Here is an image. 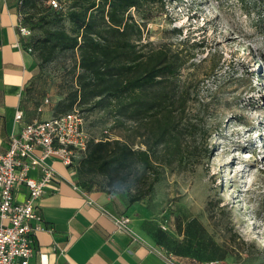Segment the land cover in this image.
Returning a JSON list of instances; mask_svg holds the SVG:
<instances>
[{"label": "rangeland", "instance_id": "374dc122", "mask_svg": "<svg viewBox=\"0 0 264 264\" xmlns=\"http://www.w3.org/2000/svg\"><path fill=\"white\" fill-rule=\"evenodd\" d=\"M60 1L65 12L69 1ZM163 3L155 17L145 21L143 41L188 47L193 57L180 76L191 86V110L200 118L195 143L206 149L197 162L166 168L152 192L139 202L172 234L180 233L188 219L204 220L205 236L221 242L228 264H264V0ZM38 6V12L21 11L20 22L29 36L41 35L33 27L42 16L50 27L69 29L66 17L58 21V13L40 0ZM131 12L139 19L134 9ZM193 41L198 44L190 48ZM32 52L29 96L49 100L64 96L77 58L62 52L43 62L36 50ZM76 108L84 111L91 136L140 145L138 137L114 126L102 109ZM82 179L91 186L105 184L100 176Z\"/></svg>", "mask_w": 264, "mask_h": 264}, {"label": "trees", "instance_id": "16d2710c", "mask_svg": "<svg viewBox=\"0 0 264 264\" xmlns=\"http://www.w3.org/2000/svg\"><path fill=\"white\" fill-rule=\"evenodd\" d=\"M40 1L58 13V21L66 17L69 29L59 24L50 27L44 16L38 18L33 28L38 27L41 35L30 36L31 49L43 62L62 52L77 58L53 115L76 106L98 107L114 126L140 139L138 146L108 136L91 140L74 165L76 184L87 191L125 193L128 203H134L152 192L166 168L197 162L205 155L206 148L195 143L200 118L191 110L193 92L180 76L193 56L185 44L172 47L143 41L145 21L155 17L163 0H68L65 12ZM20 6L21 11L40 9L38 0H20ZM197 44L193 41L190 48ZM83 176H100L105 184L91 186Z\"/></svg>", "mask_w": 264, "mask_h": 264}, {"label": "crops", "instance_id": "0c3cea01", "mask_svg": "<svg viewBox=\"0 0 264 264\" xmlns=\"http://www.w3.org/2000/svg\"><path fill=\"white\" fill-rule=\"evenodd\" d=\"M20 13V0H0V151L6 149L11 131L35 118L52 116L62 98L57 95L44 103L46 97L33 99L27 93L35 57L30 33L19 29ZM17 109L23 112L19 122L14 118ZM47 162L60 183L56 190L46 189L38 200L45 229L34 232L28 264H205L225 259L221 242L205 236L204 220L188 219L180 233L172 234L141 202L128 203L121 192L87 191L60 160ZM30 175L36 176V170ZM17 190V198L23 199L26 188L20 185ZM125 216L127 227H118L116 220Z\"/></svg>", "mask_w": 264, "mask_h": 264}, {"label": "built area", "instance_id": "2783aa9c", "mask_svg": "<svg viewBox=\"0 0 264 264\" xmlns=\"http://www.w3.org/2000/svg\"><path fill=\"white\" fill-rule=\"evenodd\" d=\"M46 3L52 9L62 7L58 0ZM19 29L28 33L23 26ZM43 102L48 103V98ZM83 113L73 108L48 118H35L11 131L6 149L0 151V264H28L34 252V232L45 229L38 200L46 189L56 190L60 183L47 159L60 160L74 176V165L84 156L89 142L107 138L89 134ZM22 115L17 109L15 122ZM32 170H36V176L30 175ZM20 185L26 188L23 199L16 196ZM127 222L126 216L116 220L121 228H126ZM205 264L228 263L216 259Z\"/></svg>", "mask_w": 264, "mask_h": 264}]
</instances>
